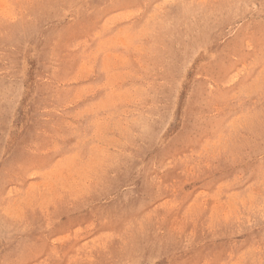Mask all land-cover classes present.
Returning a JSON list of instances; mask_svg holds the SVG:
<instances>
[{
  "label": "rangeland",
  "instance_id": "rangeland-1",
  "mask_svg": "<svg viewBox=\"0 0 264 264\" xmlns=\"http://www.w3.org/2000/svg\"><path fill=\"white\" fill-rule=\"evenodd\" d=\"M0 264H264V0H0Z\"/></svg>",
  "mask_w": 264,
  "mask_h": 264
}]
</instances>
